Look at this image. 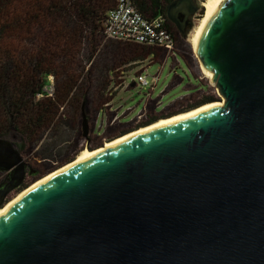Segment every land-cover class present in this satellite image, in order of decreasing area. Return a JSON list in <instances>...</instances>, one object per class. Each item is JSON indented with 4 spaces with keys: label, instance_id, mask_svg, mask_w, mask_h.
I'll use <instances>...</instances> for the list:
<instances>
[{
    "label": "water",
    "instance_id": "95a60500",
    "mask_svg": "<svg viewBox=\"0 0 264 264\" xmlns=\"http://www.w3.org/2000/svg\"><path fill=\"white\" fill-rule=\"evenodd\" d=\"M198 6L173 0L167 15L179 26ZM194 46L221 103L21 189L0 212V264H264V0H221ZM26 167L0 138V168L9 171L0 208Z\"/></svg>",
    "mask_w": 264,
    "mask_h": 264
},
{
    "label": "trees",
    "instance_id": "16d2710c",
    "mask_svg": "<svg viewBox=\"0 0 264 264\" xmlns=\"http://www.w3.org/2000/svg\"><path fill=\"white\" fill-rule=\"evenodd\" d=\"M172 1L139 0L138 5L146 13H163L175 28L167 15ZM115 4V0H0L1 139L17 133L34 147L68 113L71 126H79L83 113L102 111L112 98L105 94L112 74L107 53L113 54V62H143L156 52L154 47L106 36L104 19ZM105 37L109 39L101 47ZM50 85L52 94L47 90ZM211 100L213 96L204 95L182 111ZM55 147L45 149L47 165L67 155V146Z\"/></svg>",
    "mask_w": 264,
    "mask_h": 264
},
{
    "label": "rangeland",
    "instance_id": "374dc122",
    "mask_svg": "<svg viewBox=\"0 0 264 264\" xmlns=\"http://www.w3.org/2000/svg\"><path fill=\"white\" fill-rule=\"evenodd\" d=\"M203 1L204 0H198V2H196L199 5L198 10L191 14V23H189V26L184 28L183 33L172 27L173 32L175 33V44L172 54H167L166 50H160L157 47H154L156 52L153 55L148 56L143 62H129L128 59H116L115 62H113V54L107 53L105 59L106 62L108 61L112 66V74L109 76L111 81L105 90V94L107 93V98H109V96L112 98L110 102L103 107L101 112L111 108L110 105H112V108L122 106V110L133 109V112L129 115V120L132 117H135L144 108L146 99L149 97L153 99L157 98V96H159L161 93V89L170 81L171 78L169 76V70H172L174 67V62L175 66L178 67H174L173 70H175L177 73H180L182 69H185L187 72H189L191 78L195 77L198 84L191 89H184L183 85L181 84L172 87V89L167 94L162 96L163 102H168L173 98H177L180 95L186 94V92H189V95L186 94L183 99L177 101V103H172L161 112H167L169 115L173 113H181L183 108H185L188 103L195 102L201 99L204 95L213 96V100H221V97L216 91L215 87L206 78L210 75L206 76V74L201 70V67L199 66V60L193 51L190 42V37L192 36L195 27L200 22L201 16L204 12ZM108 39L109 38L106 37L103 39L101 47H103V44L107 43ZM164 59V63H161V61ZM149 65L151 66L149 67ZM147 67L149 78L154 76L158 69L162 68L160 80L156 84L155 90L151 92V95H149L148 87H143L140 85H134L133 87L129 86V84L135 80V75ZM125 79L126 82L124 83ZM52 80L53 79L51 78V81ZM145 107L146 108L144 111L147 109L157 111L156 109L154 110L153 108H148L146 105ZM97 112L100 111L91 110L88 113H85L88 127L87 131L84 129V116L80 117L79 126L77 125V127L73 128L71 126L72 123L70 122L71 116L70 113H68V117H63V120L58 123L54 130H47L43 141L34 147H32L30 144H26V140L17 133H13L11 137H9L7 140L13 142L16 149L23 156V159L37 171V174L27 175L24 181L25 185H22L23 187L21 186V188L10 191L5 199V204H7V202L14 198L17 194H19L21 189L32 185V179H35L36 181V179L38 177H42V174L45 172L54 170L55 168H60V166L65 165L66 162L75 159L78 153H80L85 147L89 149L94 147L97 148L105 144L106 141H111L124 132L135 130L138 126L143 127V125H136L134 122H132L129 125L124 124L123 126H117L116 124L115 127L114 124H109L107 128H100L98 125H95L94 121V117L96 115L95 113ZM67 141L71 142L67 144ZM51 145H55V148L59 147L60 145L64 148L67 146L66 149L68 150L66 151L67 155L64 158L62 157L61 159H54L50 164L47 165V162L45 161V149L47 146L49 147ZM8 173L9 171L0 168V185L8 179Z\"/></svg>",
    "mask_w": 264,
    "mask_h": 264
},
{
    "label": "built area",
    "instance_id": "2783aa9c",
    "mask_svg": "<svg viewBox=\"0 0 264 264\" xmlns=\"http://www.w3.org/2000/svg\"><path fill=\"white\" fill-rule=\"evenodd\" d=\"M115 3L104 19L106 36L144 44L147 47H157L166 50L167 54H172L175 33L163 13L158 12L155 15L146 13L139 8V0H115ZM158 78L159 73L149 78L143 69L135 75L134 81L151 91L153 83L157 82ZM47 90L52 94V85L47 86Z\"/></svg>",
    "mask_w": 264,
    "mask_h": 264
},
{
    "label": "crops",
    "instance_id": "0c3cea01",
    "mask_svg": "<svg viewBox=\"0 0 264 264\" xmlns=\"http://www.w3.org/2000/svg\"><path fill=\"white\" fill-rule=\"evenodd\" d=\"M164 61H165V59L163 61H161V63H164ZM174 63H173L174 67L177 68L178 66H175ZM150 66L151 65H149V67ZM173 68H172V70H169V76L171 79L161 89L160 95L157 96V98H155V99L150 98V97L148 99H146L145 105L148 106V108H153L154 110L156 109L158 112H161L165 108L170 106L172 103H177V101L183 99V97L186 94L189 95V92H186V94L180 95L177 98H173L168 102H163L162 96L167 94L172 89V87L181 84V85H183L184 89H187V88L191 89L198 84L195 77L191 78V75L185 69H182V71L180 73H177L175 70H173ZM161 70H162V68L157 70V73H159L158 81L160 80ZM144 71L148 75V67L145 68ZM158 81L153 83L152 90L151 91L149 90L150 93L155 90V87H156V84L158 83ZM192 81H195V82H192ZM125 82H126V79H125L124 83ZM134 85H137L135 81H133L132 83L129 84L130 87H133ZM145 105H144V108H146ZM110 106H111V108L107 109L104 112L100 111V112L95 113L96 114L94 117L95 125H98V127H100V128H107V126L109 124H111V125L114 124L115 127H116V124H117V126H123L124 124L129 125L130 121L134 119V117H132L129 120V117H130L129 115L133 112V109L122 110V106H119L117 108H112V105H110Z\"/></svg>",
    "mask_w": 264,
    "mask_h": 264
},
{
    "label": "bare ground",
    "instance_id": "6f19581e",
    "mask_svg": "<svg viewBox=\"0 0 264 264\" xmlns=\"http://www.w3.org/2000/svg\"><path fill=\"white\" fill-rule=\"evenodd\" d=\"M220 1H221V0H204V1H203V7H204L203 15L201 16L200 22H199L198 25L195 27L192 36L190 37V42H191V44H192V46H193V49H194L195 53H196V48H195V46H194V43H195V39H196V37L198 36V32H199L200 25H201V23L204 21V18H205V16H206V14H209V13L212 11V9H213L217 4L220 3ZM202 71H203V70H202ZM206 76H207V75H206ZM207 77H209V79L211 78V76H207ZM213 103H221V102H220V101H212V102H209V103H207V104L204 103V104H202V105H200V106H198V107H196V108H194V109H192V110H187V111L181 112V113H179V114H177V115H171V116H169V117L161 118V119L156 120L155 122H153V123H151V124H149V125H147V126H143V127L141 126V127L137 128V129H135V130H132V131H130V132H128V133H124L123 135H120L119 137H116V138L112 139L111 141L108 140V141H106L105 144H103V145H101V146H99V147H97V148L94 147L93 149H89V148L85 147L84 149H82V151H81L80 153H78L77 157H76L75 159H73L71 162H69V163H67V164H65V165L60 166V168L56 169L55 171H53V172H51V173H49V174H45V175H43L41 178H39V179H37L36 181H34L33 184L30 185V186L32 187V186H34L35 184H37L39 181H41L42 179H44L45 177H49L50 175L55 174L57 171H59L60 169L66 167L67 165L71 164V163L74 162L75 160H77V159H82L83 157H85V156L91 154V153L94 152V151L97 152V151H99V150H101V149H104L105 147H108L109 145H112L113 143H115L117 140H120V139H122V138L128 137L129 135H131V134H133V133H135V132H137V131H139V130H145V129H147V128L153 126V125L156 124V123L159 124V123L165 122V121L170 120V119H173V118L176 119V118H178L179 116L184 115V114H186V113H188V112H192V111H194V110H196V109H198V108H200V107H202V106H204V105L206 106V105L213 104ZM30 186H28L27 188H29ZM27 188H26V189H27ZM24 190H25V189H24ZM22 192H23V190L20 191L19 194H17V195H16L14 198H12L10 201H8L7 204H5L3 207H1V208H0V212H1V211H2V210H3L8 204H10L14 199H16V198H17Z\"/></svg>",
    "mask_w": 264,
    "mask_h": 264
},
{
    "label": "flooded vegetation",
    "instance_id": "af4514ba",
    "mask_svg": "<svg viewBox=\"0 0 264 264\" xmlns=\"http://www.w3.org/2000/svg\"><path fill=\"white\" fill-rule=\"evenodd\" d=\"M195 1V3L196 2H198V0H194ZM180 16H181V18L184 20L185 19V21L183 22V23H181V22H179L178 24H179V26L178 25H176V23H174V22H172V20H171V22L174 24V26H175V28L177 29V30H179L180 31V27L181 28H185V27H187V26H189V23L191 22V20H190V16L191 15H189V16H187V17H185V15L184 14H180ZM178 114V113H177ZM170 115H175L174 113L173 114H170ZM169 114H167V112H158V111H153V110H151V109H147V110H145L144 111V113H142L138 118H134L133 120H131L130 121V123L129 124H131L132 122H134L136 125H143V126H145V125H147L148 123H151L150 122V120H152L153 119V121H155L156 119H158V118H164V117H168V116H170ZM140 126H138L137 128H139ZM136 128V129H137ZM24 160V159H23ZM25 161V160H24ZM26 163H27V167H26V173H25V175H24V178H23V182H22V185L23 184H25V178H26V176L27 175H29V174H31V175H34V174H37V171L35 170V169H33L32 168V166H30V164L27 162V161H25ZM31 172H33V173H31ZM35 177V176H34ZM35 181V179L33 180L32 179V183ZM21 185V186H22ZM19 188H21V187H19ZM12 191V190H11Z\"/></svg>",
    "mask_w": 264,
    "mask_h": 264
}]
</instances>
